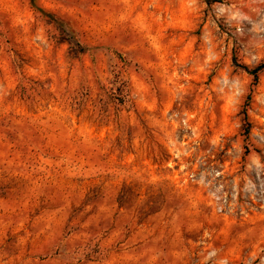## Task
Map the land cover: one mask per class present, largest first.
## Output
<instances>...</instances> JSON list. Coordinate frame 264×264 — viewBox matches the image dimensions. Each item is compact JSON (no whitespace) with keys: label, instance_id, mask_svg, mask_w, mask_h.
<instances>
[{"label":"rangeland","instance_id":"obj_1","mask_svg":"<svg viewBox=\"0 0 264 264\" xmlns=\"http://www.w3.org/2000/svg\"><path fill=\"white\" fill-rule=\"evenodd\" d=\"M262 63L264 0H0V264H264Z\"/></svg>","mask_w":264,"mask_h":264},{"label":"trees","instance_id":"obj_2","mask_svg":"<svg viewBox=\"0 0 264 264\" xmlns=\"http://www.w3.org/2000/svg\"><path fill=\"white\" fill-rule=\"evenodd\" d=\"M30 1L32 3H34V0H30ZM87 50L89 51L91 49L83 48V51H87ZM244 69L249 75L253 76L254 82H257L258 73L260 71L264 70V63L260 64L258 67H256L253 70H248V68H244ZM37 86H38V84L36 82L30 80L29 78H26V77L22 76L20 82L18 83L17 89H18V92L21 95H25L28 91H32V92L35 91V90L37 91ZM41 92H42V94H41ZM105 92L109 96V98H111V97L113 98V100L115 101L116 104H123L124 103L123 98H125V93H126L125 87H124L123 90H122V88H119V87L118 88H113V87L106 88ZM47 96H49V94L44 89L38 90V92L35 94V98L38 97L39 100H42V98H45ZM80 96H81V101L83 103H89V102L92 101V98H91L90 94L88 92H86V91L81 93ZM38 99L37 100H33V101L38 102L39 101ZM249 99L250 98H248V100ZM247 106H248V104L246 105V107ZM103 117H106V116H103ZM244 120H247V116H246V112L245 111H244ZM248 131H249L248 127H246L245 134H244L246 140L248 138V133H249Z\"/></svg>","mask_w":264,"mask_h":264}]
</instances>
